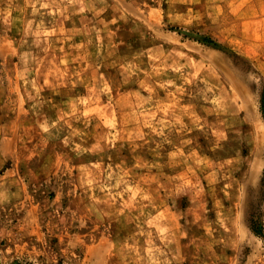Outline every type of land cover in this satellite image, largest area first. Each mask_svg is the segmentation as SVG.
<instances>
[{"label":"rangeland","instance_id":"obj_1","mask_svg":"<svg viewBox=\"0 0 264 264\" xmlns=\"http://www.w3.org/2000/svg\"><path fill=\"white\" fill-rule=\"evenodd\" d=\"M0 264H264V0H0Z\"/></svg>","mask_w":264,"mask_h":264},{"label":"crops","instance_id":"obj_2","mask_svg":"<svg viewBox=\"0 0 264 264\" xmlns=\"http://www.w3.org/2000/svg\"><path fill=\"white\" fill-rule=\"evenodd\" d=\"M158 191V190H157Z\"/></svg>","mask_w":264,"mask_h":264}]
</instances>
